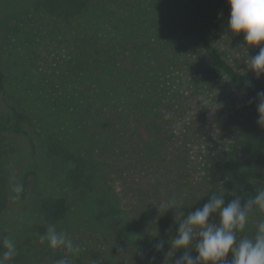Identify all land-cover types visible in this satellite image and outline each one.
Instances as JSON below:
<instances>
[{
    "label": "trees",
    "instance_id": "trees-1",
    "mask_svg": "<svg viewBox=\"0 0 264 264\" xmlns=\"http://www.w3.org/2000/svg\"><path fill=\"white\" fill-rule=\"evenodd\" d=\"M257 2L264 4L37 0L18 15L5 42L30 14L67 39L58 66L24 96L0 47V225L28 189L29 174L16 187L19 139L34 133L45 161L59 168L58 194L38 202L41 224L4 264H264V254L217 230L221 191H209L221 182L229 202L264 220V115L238 124L222 147H200L198 124L188 118L196 99L232 111L238 86L264 92V82L231 58ZM87 13L105 19L118 39L74 29ZM86 78L120 87L128 112L108 108Z\"/></svg>",
    "mask_w": 264,
    "mask_h": 264
},
{
    "label": "rangeland",
    "instance_id": "rangeland-1",
    "mask_svg": "<svg viewBox=\"0 0 264 264\" xmlns=\"http://www.w3.org/2000/svg\"><path fill=\"white\" fill-rule=\"evenodd\" d=\"M36 1L0 0V47L3 45L1 60L3 65L8 66L12 77H15L13 85H20L18 92L21 96L26 94V88L33 85L40 74L48 68L58 66L56 60L58 54L64 53L63 43L67 39L64 35L65 30H56L55 24L47 18L30 14L22 23L17 35L7 41L8 43L5 42L9 26L20 13ZM253 10L255 15L234 36L235 44L231 46L233 49L231 58L241 71L257 75L264 82V58L261 53L264 47V4L257 2ZM74 29L93 34L103 42L114 43L118 39V34L109 27L105 19L92 13H87L79 19ZM49 54L51 55L47 58ZM142 64H145L144 60ZM86 83H94L97 86L96 92L104 97V103L108 108L116 110L119 114L128 112V99L120 87L103 80V88H100L94 78H86ZM8 97H11V94ZM237 99L238 102L232 111H223L203 98L191 101L188 118L198 124L200 147L206 145L222 147L232 139L233 131L238 124L264 115V92L256 91L250 86H238ZM0 108L4 109L3 103H0ZM33 134L28 133L26 140L19 139L17 142L20 151L15 158L16 187L20 186L25 175L29 174L28 189L24 200L14 203L1 221L0 264H4L6 258L27 237L33 235L37 226L41 224L38 209L40 199L58 194L56 187V180L59 177L58 164L45 161L42 149L36 144ZM193 152L194 150L189 152L190 160L194 158ZM197 179L199 181L203 178L198 176ZM219 190L221 193L217 192L219 198L216 201L217 230L244 249L259 256L263 255L264 220L244 212L238 203L229 202L227 197L233 194L221 182H217L209 191L216 193Z\"/></svg>",
    "mask_w": 264,
    "mask_h": 264
}]
</instances>
